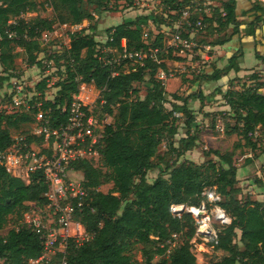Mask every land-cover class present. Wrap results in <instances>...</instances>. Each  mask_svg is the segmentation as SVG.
Listing matches in <instances>:
<instances>
[{"label": "trees", "instance_id": "trees-1", "mask_svg": "<svg viewBox=\"0 0 264 264\" xmlns=\"http://www.w3.org/2000/svg\"><path fill=\"white\" fill-rule=\"evenodd\" d=\"M133 1L0 0V48L3 49L0 64L2 71L7 73L0 74V83L10 80L14 75L10 70L19 52H15L11 44L25 51L28 65L42 66L39 59V53L43 51L40 44L42 34L54 31L56 24L79 25L85 20H93L95 13L85 8V2L95 5L98 12L102 7L107 8L111 2L115 6L127 2L130 6ZM166 1L171 4L169 12L177 20L180 10L191 0ZM40 6L51 8L53 18L40 16ZM236 6V0H227L221 8H215L210 14L197 13L190 19L194 22L202 19L206 23V32L211 28L221 33L232 26L230 35L220 40L219 44L239 34L243 24H246L245 34L255 38L259 27L264 25V1L253 0L249 10L253 18L249 20L237 18ZM28 12H33L35 16L27 20L23 15ZM149 18L147 15L135 19L125 18L121 23L108 27L104 35L108 38L106 43L121 49L122 40H125L127 50H139L149 45L165 49L167 45L162 35L158 34L153 40L145 37V26ZM183 28L184 36H187L190 27L185 24ZM95 37L93 33H70L69 44L63 52L52 56L56 60H63L67 69L66 78L56 83L60 87L57 96L53 100L45 97L47 79L44 78L37 85L40 94L35 97V101H41L39 108L48 116L49 126L56 129L68 121V113L63 108L70 103L79 84L94 82L101 87L103 97V100L97 101L96 107L100 106L112 118L109 123L95 119V126L102 128L103 132L100 142L105 143L101 150L102 160L110 172L105 173L87 159L73 163V168L83 173V184L88 191L81 210H76L75 219L93 237L80 246H70L67 255L69 264H134L129 252L138 244L142 245L146 263L152 264L156 255L167 252L169 243L174 242V235L177 234L179 238L173 250L157 264H197L191 242L196 234L195 220L187 211H183L180 216L175 215L171 206L199 205L205 199L202 196L205 188L214 189L221 196L219 204L232 219L221 230L216 244L209 241L215 253L208 264H264V200L252 197L242 200L237 197L241 188L237 185V166L233 152L223 153L218 149H210L205 154L217 157L218 163L210 160L207 165H202L186 160L178 165L177 159L197 146L199 134L198 126L194 124L196 118L189 114L187 98L175 93L169 94L162 82L155 78L157 68L167 69L166 65L157 64L148 57L143 66L137 64L136 70L113 76L111 67L104 66L96 55L100 42ZM200 37L197 30L196 38L199 42L202 41ZM110 38L113 40L110 41ZM241 56L239 49L229 57L227 67L211 74H202L200 80L216 82L230 70L240 71ZM256 57L264 60V54L258 51ZM172 58L183 60L181 56ZM147 73L150 79L146 82L145 97H133L138 95V89L133 83L142 82ZM77 76H81V79L76 80ZM251 78L258 79L259 76L253 74ZM260 88L246 86L225 91L226 103L240 122L236 126L237 132L251 146H255L252 139L257 127L264 128V91H260ZM218 90L223 92L221 88ZM168 96L182 99L183 104L169 100ZM30 104L33 105L34 101ZM39 108L31 109L32 113L25 109L11 114L0 110V152L6 151L14 143L10 127L18 128L20 123L36 121L34 116ZM175 111H186L189 115L185 121L186 133L180 139L181 146H175L170 141L167 150L159 153L165 133L175 136L178 132L174 124L168 126L170 118H175ZM43 139L44 135L33 132L26 135L27 142H42ZM153 158L158 160L157 165L161 170L160 175L150 181L147 173L153 167ZM107 182L113 184L111 191H105L102 187ZM259 183L264 185L260 180ZM46 190L47 184L41 170L31 171L29 183H26L21 177L9 173L0 160V228L11 215L21 217L28 212V202L47 203L43 195ZM41 250L37 234L26 225L12 228L5 236L0 235V256H6L14 262L37 256Z\"/></svg>", "mask_w": 264, "mask_h": 264}, {"label": "rangeland", "instance_id": "rangeland-1", "mask_svg": "<svg viewBox=\"0 0 264 264\" xmlns=\"http://www.w3.org/2000/svg\"><path fill=\"white\" fill-rule=\"evenodd\" d=\"M43 2L44 0H39ZM202 1V0H199ZM206 0H203L204 3ZM216 3H209L210 11H213L215 8H221L225 1L227 0H215ZM264 1V0H262ZM85 8L88 11L94 12L95 17L91 21H83L78 26L69 25L67 27L60 26L56 24L55 30L50 34L46 35L47 32H44L40 37V44L43 47V51L39 53V58L43 60L52 57L58 52H63L66 45L69 44V35L73 32H83L84 34H95L96 40H103L105 38L106 29L110 26L115 25L116 22L120 20L123 21L127 14V10L135 11L132 16H137L139 12L142 15L150 16L148 20V25L145 26V34L147 38L152 40L159 34L165 38L166 47L165 49L160 50L156 54V63H164L167 67V70L174 71L173 77H162L161 72H165L162 67H158L155 73V78L160 80L164 85V88L169 94L175 93L177 96L182 98H187V108L190 110L189 114H193L196 118V124L198 126L199 141L196 147L187 151L183 156L177 159V164L180 165L186 160H193L198 164L207 165L210 160H213L218 163V158L214 155H206L205 152L210 149H218L219 151L233 152L234 161L237 166V185L241 188V193L237 195L239 199L245 200L247 197L257 198L264 200V185L261 186L259 180L264 184V128L257 127L256 134L254 132L252 143L255 146L248 145L245 139L238 134L237 127L240 122L236 119V113L230 108L229 105H225V91L230 88L242 89L246 86L257 87L260 86V91H264V71H261L257 66L252 68L248 67L251 72L245 73L242 77L228 76V78L221 84V89L223 92H220L218 88L206 90L202 84L204 81L200 80L202 74H209L208 69L212 66V70H221L220 67L217 68L216 61H212V58H215V55L218 53L215 52L214 45H218L220 40L228 37L232 32V26L227 30L218 33L211 28L208 32L205 29H200L199 33L201 35L200 40L202 39L201 44L199 43L200 50H194V52H184L182 48H171L169 43H172V31L174 28V18L169 12L171 4L166 0H135L133 5L128 6L127 2H121L116 4L111 2L107 8L102 7L97 12L95 5L85 2ZM113 6L112 9H109ZM139 10V11H136ZM178 13V12H177ZM176 13V14H177ZM38 14L42 17L53 18L54 13L51 8L47 6H40ZM35 16L33 12H28L23 15L27 20L32 19ZM141 16V15H138ZM137 18V17H136ZM108 19H110L108 21ZM179 19V18H178ZM246 20V19H240ZM15 20H11L14 22ZM178 21V20H177ZM115 22V23H114ZM95 27V31L92 29ZM46 36V38H45ZM1 39V37H0ZM125 40H122L124 43ZM199 42V41H197ZM218 43V44H217ZM227 43V42H226ZM225 44V43H224ZM223 45V44H220ZM13 46L15 52H19V55L15 58V63L13 69L10 70L14 74L10 80L3 81L0 83V110H4L6 113H16L21 112L23 109L31 112V108L28 109L21 105L19 106H10V92L13 90L14 85L21 84L24 88L23 94H21L22 101L24 100V105H31L30 99L32 96H37L40 94V91L37 89L38 83L47 78V87L45 89V97L47 99H54L57 96V92L60 87L57 86V82L64 80L66 78L67 69L63 65V60L52 61L54 68V74L44 77L45 73L43 72L42 66L28 65L27 55L25 51L18 47ZM5 50V49H4ZM173 50L175 52H173ZM3 49L0 48V54ZM187 51V49H186ZM203 51V52H201ZM188 53V55H185ZM191 54L190 58L189 55ZM181 56L183 60L173 59L172 57ZM131 62H126L124 65V72H130ZM217 68V69H216ZM137 69V64H136ZM135 69V70H136ZM211 71L210 73H212ZM0 74L7 75L2 71V65L0 64ZM256 74L259 76L258 79H252L251 75ZM226 75V74H225ZM234 77V78H233ZM49 79V80H48ZM150 79L149 73H147L142 82H134L133 86L138 89V95H133V97L139 96L144 98L147 92L146 82ZM218 82H221V80ZM88 87V86H87ZM90 90L86 89L81 92L80 97L84 100L86 104L90 103L94 113V119H100L102 123H109L112 121L111 116L104 111L100 106L97 108L98 94L101 92V87L97 86L95 83H92ZM89 96V99H86L85 96ZM169 100H173L178 104H183V100L174 99L171 96H168ZM124 99V98H123ZM122 99V100H123ZM126 99V98H125ZM124 99V100H125ZM167 103V102H166ZM170 106L169 103H167ZM36 108V107H35ZM97 108V109H95ZM226 108V109H223ZM175 118H170V123L178 127V132L175 136H170L168 132L165 133V137L162 141V144L159 147V153H164L168 148V143L171 141L175 146H181L180 139L186 133L185 121L188 118V114L185 111H175ZM32 113V112H31ZM34 116V115H33ZM35 117V116H34ZM36 121L20 123L18 128L10 127V132L13 139L19 136H26L28 133L32 132L36 127ZM195 126V125H194ZM236 129V130H235ZM97 133L95 136L96 143L94 145L97 155L88 158L94 166L101 168L105 173L110 172L102 160V149L105 146L104 141L98 143L99 139L103 137L102 128L97 127ZM53 139H50L49 142H46L44 139L42 142H37L34 144L36 149H42L52 147ZM46 149V150H47ZM175 159V158H174ZM173 159V160H174ZM158 160L153 158V167L148 171L147 177L148 180L152 181L160 175L161 168L157 165ZM20 168L17 170L11 171L12 175L21 177L26 183H29L30 172L34 170H28L25 161H22ZM73 171V170H72ZM72 175V173H71ZM74 176V175H73ZM168 177V175H165ZM105 191H111L113 184L111 182L104 183L102 185ZM44 192V196H46ZM29 211L25 212L20 216L13 214L9 217L7 223L0 228V235L5 236L9 230L12 228L18 229L20 226L26 225V219H33L38 215L39 210L45 211L48 210L52 213V210L49 208L47 203L36 204L35 202H28ZM211 208V206L209 207ZM50 209V210H49ZM35 212H37L35 214ZM179 236L174 235V242L169 243L167 252L163 255H156L152 260V264H157L161 259L168 257L170 251L173 250L175 242L178 240ZM169 242V241H168ZM192 251L196 255L197 264H208L209 260L214 256V249L209 244V240L204 237H199L195 235L192 240ZM134 260V264H147L143 252L142 245L138 244L133 246L129 252Z\"/></svg>", "mask_w": 264, "mask_h": 264}, {"label": "built area", "instance_id": "built-area-1", "mask_svg": "<svg viewBox=\"0 0 264 264\" xmlns=\"http://www.w3.org/2000/svg\"><path fill=\"white\" fill-rule=\"evenodd\" d=\"M209 5L211 4L203 3L199 0H191L188 5L180 10L179 19L174 22L172 43H169V47L174 49L182 48L184 50L199 48L196 32L197 30L205 29L206 23L202 19L194 22L190 18L197 13L205 12L210 14ZM185 24L186 27H190L187 36H184L183 26ZM59 25L63 27L69 26L66 23ZM50 33L47 32L46 35ZM109 40L112 41L113 38ZM97 41L100 44L97 46L96 55L104 66L109 65L111 67L113 76L124 72V65L128 61L131 62L132 70L136 69V64L143 66L145 59L148 57L156 61V54L162 49L149 45L147 48L139 50H127L125 42L121 43L122 48L120 49L117 46L107 44V37ZM39 59L42 62L44 77L54 74L52 65L54 57L50 56L45 60ZM164 71L161 72L162 77L174 76V71L167 69H164ZM80 79L81 76L76 77V80ZM92 83L94 82H82L79 84L78 91L72 94L70 103L63 108V111L66 110L68 113V121L56 129H52L49 126L50 120L39 108L41 101H35L36 95L29 100L30 103L34 101V104L25 106L24 100L22 101L20 98L24 92L23 86L21 84L14 85L13 90H11L9 105L19 106L22 104L28 109L31 107V109L39 108L35 112L37 125L32 132L37 135H44L46 142H49L52 137L54 141L50 143V145L52 144V147H49L50 150L47 148L36 149L34 147V144H36L35 140L27 142L26 136L16 137L14 143L6 151L0 152V160L4 163L9 173L20 168L22 161H25L28 170L42 171L47 184V204L52 213L48 210H39L40 213L33 219H26L27 227L31 228L40 240L42 246L40 254L26 258L18 263L6 256H0V264H69L67 255L70 246H80L93 237V234L75 219L76 210H81L86 200L85 198L88 196V191L83 184V178L78 179L70 174L74 170L73 163L75 161L97 155L94 145L98 130H96L97 126H95L96 120L94 119L93 109L90 103L86 104L80 97L81 92L85 88L91 89L89 86H92ZM89 97L90 95L85 96L86 99H89ZM98 99L103 100L101 92L98 94ZM85 107H87L88 113ZM174 114L176 115V112ZM98 141L100 142V139ZM14 176L16 175L14 174ZM202 196L205 199L199 205L173 204L171 211L178 216L183 211L191 213L196 224L195 235L207 238L216 244L221 230L229 225L232 219L219 204L221 196L214 189L205 188ZM210 206L211 208H209Z\"/></svg>", "mask_w": 264, "mask_h": 264}, {"label": "crops", "instance_id": "crops-1", "mask_svg": "<svg viewBox=\"0 0 264 264\" xmlns=\"http://www.w3.org/2000/svg\"><path fill=\"white\" fill-rule=\"evenodd\" d=\"M203 1V0H202ZM201 1V2H202ZM217 1L215 0H206L204 3H216ZM218 3V2H217ZM236 13H237V18L240 19H252L253 17L250 15L251 13L249 12V10L252 7L253 4V0H236ZM129 12V14H127L126 18H132L135 19L136 17H138V15H142L141 12H139V14L137 16H132L133 13L135 11H131V9L127 10V12ZM139 11V10H136ZM245 13H248V15H244ZM110 19H108L109 21ZM122 21L120 20L119 22H114L115 25L121 23ZM241 31L239 34L234 35L232 37V39L230 41H228L227 43L223 44V45H214V49L215 52L218 53L217 55H215V58H212V61H216L217 63V68L220 67L221 69L227 67L228 65V59L229 57L236 52L237 50L241 49L242 52V56L239 57V65H240V71L236 72L234 70H230L228 71V73L224 76H222V78L220 79L221 82H212V81H208V82H203L202 84L204 85L206 90L209 89H214L217 88L218 86H220L221 84L224 83V81L228 78V76H234V77H242L245 73L251 72L253 70H249L248 67L252 68L253 66H257V68H259L261 71H264V60L259 59L256 57V51H258L260 54H264V25L263 27H259V29L257 30L256 36L255 38L245 34V29H246V24H243L240 26ZM197 40V38H196ZM201 42H198V44ZM201 44H205V43H201ZM202 46V45H201ZM199 48H194L193 50H185L184 52H194V50H200ZM203 52V51H201ZM185 55H188V53H186ZM191 54L189 55L190 58ZM191 59V58H190ZM212 66H210V68L208 69V73L211 74L210 72L213 71L212 70ZM216 68V69H217ZM218 70V69H217ZM233 77V78H234ZM219 80V81H220ZM221 88V86L219 87ZM225 105L227 106V103H225ZM226 109V108H223ZM72 173V176L74 175V177L78 178V179H82L83 178V173L79 170H73L70 172V174ZM260 200V199H259Z\"/></svg>", "mask_w": 264, "mask_h": 264}]
</instances>
